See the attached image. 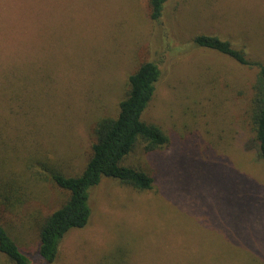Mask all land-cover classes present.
I'll return each mask as SVG.
<instances>
[{
  "label": "rangeland",
  "instance_id": "1",
  "mask_svg": "<svg viewBox=\"0 0 264 264\" xmlns=\"http://www.w3.org/2000/svg\"><path fill=\"white\" fill-rule=\"evenodd\" d=\"M200 34L264 61V0H167L158 21L149 0H0V188L17 181L13 200L28 199L1 215L31 264H46L40 224L69 197L51 170L82 172L97 122L148 60L162 77L143 118L169 142L123 163L153 188L104 177L53 264H264V160L244 148L241 93L254 71L195 45ZM0 264L14 263L0 252Z\"/></svg>",
  "mask_w": 264,
  "mask_h": 264
},
{
  "label": "trees",
  "instance_id": "2",
  "mask_svg": "<svg viewBox=\"0 0 264 264\" xmlns=\"http://www.w3.org/2000/svg\"><path fill=\"white\" fill-rule=\"evenodd\" d=\"M149 2L151 18L158 21L167 0ZM194 43L198 47L217 51L254 71L252 80L246 81L248 85L245 87L248 88L241 91L247 99L246 116L252 133L245 140L244 148L264 160V61L255 59L245 48L219 35L200 34L194 37ZM161 77L159 63L153 60L143 62L128 77L129 88L119 103L117 116L103 117L97 122L96 140L82 172L68 175L58 169L51 170L50 178L68 191L69 197L40 224L38 250L44 263L53 264L56 261L61 242L67 233L88 225L92 215L91 192L104 177L117 179L139 190L153 188L155 179L150 173L128 166L123 161L139 143L143 144L146 151L152 152L169 142L168 135L160 126L148 123L143 118ZM13 182L17 183L8 181L5 187L0 188V252L14 264H31L30 258L13 238L1 215L5 208L12 211L22 207L28 200L22 197L13 200Z\"/></svg>",
  "mask_w": 264,
  "mask_h": 264
}]
</instances>
